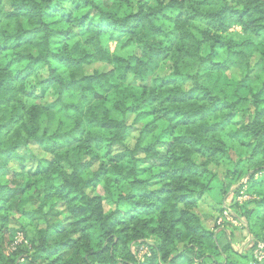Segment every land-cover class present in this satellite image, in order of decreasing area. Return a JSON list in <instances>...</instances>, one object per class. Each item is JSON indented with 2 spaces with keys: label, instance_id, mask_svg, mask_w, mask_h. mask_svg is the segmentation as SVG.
I'll use <instances>...</instances> for the list:
<instances>
[{
  "label": "clouds",
  "instance_id": "9594fccd",
  "mask_svg": "<svg viewBox=\"0 0 264 264\" xmlns=\"http://www.w3.org/2000/svg\"><path fill=\"white\" fill-rule=\"evenodd\" d=\"M0 264H264V0H0Z\"/></svg>",
  "mask_w": 264,
  "mask_h": 264
}]
</instances>
